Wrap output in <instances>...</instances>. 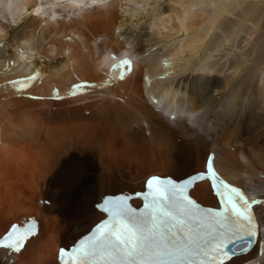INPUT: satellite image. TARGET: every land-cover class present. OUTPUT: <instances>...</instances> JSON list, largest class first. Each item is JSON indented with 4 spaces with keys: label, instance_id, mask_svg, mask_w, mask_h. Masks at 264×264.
Here are the masks:
<instances>
[{
    "label": "bare ground",
    "instance_id": "bare-ground-1",
    "mask_svg": "<svg viewBox=\"0 0 264 264\" xmlns=\"http://www.w3.org/2000/svg\"><path fill=\"white\" fill-rule=\"evenodd\" d=\"M147 2L132 0V5ZM195 2L170 0L171 12L168 7L141 10L126 4L128 15L119 7L94 8L71 20L49 21L41 30L30 15L40 0H0V43L7 45L0 51V235L24 217L35 215L41 220L38 235L20 254L0 250V264H58V248L73 244L102 218L93 204L103 195L142 190L146 177L153 174L181 179L203 171L206 156L213 151L224 179L264 199V108L260 107L264 45L258 42L264 28V0H251L257 36L236 65L237 71L225 78L221 65L210 68L213 75L207 77L218 82L213 90L223 87L226 94L239 85L237 102L244 94L254 99L246 107L210 113L205 130L194 129L179 115L189 100L197 111L217 102L215 97L202 100L198 61L189 57L175 67L166 66L179 53L178 18L189 11L184 5ZM151 3L169 5V0ZM144 11L152 12L153 22L137 23L142 17L148 21ZM208 23L199 9L190 13L188 38L202 39ZM147 27L151 39L142 44L133 38L137 32L145 35ZM21 37L31 43L17 47ZM172 38L175 43L168 44ZM9 50L12 62L6 55ZM125 56L140 64L121 82V70L111 65ZM34 72L43 78L26 93L11 88L10 81ZM108 80L115 86L104 88ZM80 81L101 88L72 96L73 84ZM193 90L196 96L191 95ZM159 97L176 121L155 109L158 104L153 101ZM241 154L247 162L240 160ZM192 195L206 205L217 204L207 182L197 184ZM44 199L51 205L41 206L39 201ZM257 210L264 215V209ZM257 252L255 247L229 264H264V252Z\"/></svg>",
    "mask_w": 264,
    "mask_h": 264
},
{
    "label": "snow or ice",
    "instance_id": "snow-or-ice-1",
    "mask_svg": "<svg viewBox=\"0 0 264 264\" xmlns=\"http://www.w3.org/2000/svg\"><path fill=\"white\" fill-rule=\"evenodd\" d=\"M126 4L141 10L168 7L169 12L172 7L170 0L169 5H153L151 0L147 4L134 5L132 0H119L118 4L113 0H40L30 15L34 16L38 28L42 30L49 21L65 18L71 20L94 8L119 7L121 13L128 15L124 12ZM174 7L180 8L181 5L175 4ZM184 7L189 11L184 12L183 19L178 18L181 42L179 53L171 62H166V66L175 67L176 63H183L189 57L198 61L197 67L202 68L200 89L205 94L202 100L215 97L218 98L217 102L197 111L189 100L183 103L179 115L194 129L205 130V122L210 113L246 107L254 99L244 94L240 102H237L235 94L239 85L226 94L223 87L213 90V85L218 82L207 79L213 75L209 69L221 65L224 66L225 78L230 79L237 71L236 65L257 36L256 23L251 19L254 5L251 0H196ZM197 9L208 17L207 34L202 39L199 35L189 39L186 25L190 13H195ZM152 15V12L144 11L148 21L142 17L137 23L153 22ZM148 31H151L150 27L146 28L145 35L137 32L133 38L143 44L152 38L147 35ZM68 39L72 41L71 37ZM258 42L264 45V28L260 30ZM30 43L28 38L21 37L17 47L23 48ZM172 43H175V38L168 41V44ZM6 47V44L0 43V51ZM150 51L155 52L156 48ZM6 55L12 62L11 50ZM229 65H232V71H228ZM116 68L123 69L121 82L134 70L129 59L123 60ZM38 78L43 77L39 72H34L12 80L9 84L23 95ZM115 83L108 80L103 87H112ZM98 88L101 85L80 81L73 84L71 95L86 94ZM191 95H197L195 90ZM55 98H60L58 91ZM260 107L264 108V101ZM171 119L176 121V115H172ZM216 158L217 153L210 152L205 169L182 180L150 176L145 182V191L134 194L143 201L140 208L132 206L131 195L106 198L98 207L106 213L107 219L71 247L61 248L57 257L58 264H229L238 252L249 251L257 240H264V215L257 211L258 208L264 209V199L250 196L241 187L226 181L216 167ZM240 160L247 162L243 154ZM198 182L208 183L216 197V206H203L194 198L192 190ZM36 235L37 224L34 220L23 226L14 224L0 236V249L10 254H20L27 242ZM9 264L14 262L10 261Z\"/></svg>",
    "mask_w": 264,
    "mask_h": 264
},
{
    "label": "rangeland",
    "instance_id": "rangeland-1",
    "mask_svg": "<svg viewBox=\"0 0 264 264\" xmlns=\"http://www.w3.org/2000/svg\"><path fill=\"white\" fill-rule=\"evenodd\" d=\"M179 140V139H178Z\"/></svg>",
    "mask_w": 264,
    "mask_h": 264
}]
</instances>
